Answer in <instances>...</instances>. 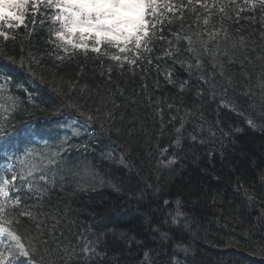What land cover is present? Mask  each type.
<instances>
[{"label":"trees","instance_id":"16d2710c","mask_svg":"<svg viewBox=\"0 0 264 264\" xmlns=\"http://www.w3.org/2000/svg\"><path fill=\"white\" fill-rule=\"evenodd\" d=\"M30 19L26 15V23ZM262 25L257 14L233 28L255 33L256 39ZM31 27L3 29L16 40L0 43L18 63L23 56L24 67L13 66L0 103L10 108L8 96L17 103L9 117L11 151L29 148L40 154L68 138L43 211L61 220L65 244L75 245L84 234L100 253L87 261L73 257L70 264H264V104L259 97L242 95L243 85L228 87L219 75L205 84L200 73L189 77L170 59L159 61V71L154 58L152 65L123 69L82 56L60 64L48 54L47 27ZM154 55H163L160 45ZM165 69L173 72V83ZM228 71L239 73V65ZM211 73L206 57L203 74L208 79ZM181 81H188L183 91ZM57 83L64 95L52 91ZM29 94L45 111L33 107ZM69 102L95 117V135L89 137L94 140L74 144L75 128H64L65 117H84L67 107ZM5 115L0 109V117ZM168 160L174 162L165 166Z\"/></svg>","mask_w":264,"mask_h":264},{"label":"snow or ice","instance_id":"6c2138e0","mask_svg":"<svg viewBox=\"0 0 264 264\" xmlns=\"http://www.w3.org/2000/svg\"><path fill=\"white\" fill-rule=\"evenodd\" d=\"M257 14L264 22V0H0V26L14 30L23 25L28 29L30 23L31 31L37 25L46 26V43L52 46L48 54L60 64L82 56L100 59L101 63L107 59L123 69L125 64L129 67L152 65L154 58L159 71V61L170 59L173 64L184 67L189 77L194 71L200 73L198 79L205 84L219 75L228 87L243 85L242 95L258 96L264 104V32L253 39L255 33L245 35L242 28H233L242 19L255 20ZM26 15L31 17L28 23ZM0 40L15 41L16 35L0 27ZM157 45L161 46L162 56L154 55ZM182 53L189 55L182 58ZM206 57L213 68L208 79L203 74ZM29 59L35 60L31 53ZM0 61V100H3L13 66L24 67V57L20 56L18 63L6 51V45L0 43ZM237 64L239 73L228 71ZM111 70L110 66L108 71ZM172 76L173 72L165 69L169 83L174 82ZM187 84L188 81H181L180 90ZM72 87L69 82V91ZM52 91L65 94L58 83ZM7 99L12 101L10 108L0 103V109L7 113L0 117V148L6 158L0 168V264H12L17 257L24 258L22 264H70L76 256L87 261L100 255L95 242L84 234H80L75 245L71 240L65 244L67 237L59 230L61 220L43 211L45 197L57 182L56 168L63 160L62 153L68 151L67 136L54 145L53 151L40 154L29 148L22 154L11 151L9 117L17 110V103L11 96ZM28 99L34 108L45 111L31 94ZM66 106L75 109L85 121L73 130V135L79 136L82 128L89 137L94 136L89 125L95 122V117L81 111V106L75 103L69 102ZM172 107L168 105L169 109ZM73 123L78 124V121ZM248 123L255 126L251 119ZM175 144H180L179 137ZM83 147L87 150L88 145ZM165 152L167 148L162 149L161 154ZM107 156L111 158V153ZM120 162L123 163V157ZM173 162L168 160L165 166ZM84 171L94 176L88 168ZM180 215L178 211L177 216Z\"/></svg>","mask_w":264,"mask_h":264},{"label":"bare ground","instance_id":"6f19581e","mask_svg":"<svg viewBox=\"0 0 264 264\" xmlns=\"http://www.w3.org/2000/svg\"><path fill=\"white\" fill-rule=\"evenodd\" d=\"M67 116H69L68 117V122H74V121H78V124H77V126L78 125H83L84 124V122L85 121H81V120H79L77 117H74V116H71V115H66V117H65V119L67 118ZM47 125H50V121H47V123H46ZM58 125H61V124H58ZM51 126V128H52V134L53 135H56L57 134V131L55 130V125H50ZM89 127L91 128V130L94 132V130H93V128L91 127V125H89ZM80 131H81V134L79 135V136H76V135H74L73 136V138H72V140L74 141V144H76V143H82L81 141L83 140L85 143L87 142V141H89L90 139H92V140H94V138L95 137H93V138H89V136L86 134V133H84L83 132V129L81 128L80 129ZM93 143V142H92ZM87 145H88V147H89V144L87 143Z\"/></svg>","mask_w":264,"mask_h":264},{"label":"rangeland","instance_id":"374dc122","mask_svg":"<svg viewBox=\"0 0 264 264\" xmlns=\"http://www.w3.org/2000/svg\"><path fill=\"white\" fill-rule=\"evenodd\" d=\"M22 262V261H21Z\"/></svg>","mask_w":264,"mask_h":264}]
</instances>
